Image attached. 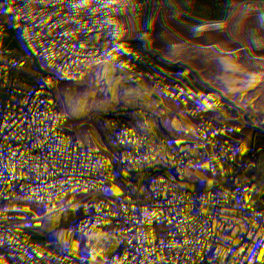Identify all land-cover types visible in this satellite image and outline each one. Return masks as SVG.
I'll return each mask as SVG.
<instances>
[{
    "label": "clouds",
    "instance_id": "obj_1",
    "mask_svg": "<svg viewBox=\"0 0 264 264\" xmlns=\"http://www.w3.org/2000/svg\"><path fill=\"white\" fill-rule=\"evenodd\" d=\"M264 0H0V264H264Z\"/></svg>",
    "mask_w": 264,
    "mask_h": 264
},
{
    "label": "rangeland",
    "instance_id": "obj_2",
    "mask_svg": "<svg viewBox=\"0 0 264 264\" xmlns=\"http://www.w3.org/2000/svg\"><path fill=\"white\" fill-rule=\"evenodd\" d=\"M262 142H264V138H262Z\"/></svg>",
    "mask_w": 264,
    "mask_h": 264
}]
</instances>
